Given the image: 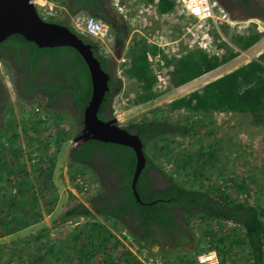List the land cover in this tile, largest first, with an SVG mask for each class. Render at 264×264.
<instances>
[{"label": "trees", "instance_id": "obj_1", "mask_svg": "<svg viewBox=\"0 0 264 264\" xmlns=\"http://www.w3.org/2000/svg\"><path fill=\"white\" fill-rule=\"evenodd\" d=\"M61 1L65 14L47 20L66 26L83 42L92 46L101 69L109 76L108 90L104 93L97 116L106 120L107 108L112 118L111 104L113 97L121 88V80L113 74V63L100 52L98 43L77 31L69 20L70 16L81 13L101 20L109 26L113 44L117 48L124 45L126 28L116 21L107 0ZM173 5V0H158L156 3L160 13L170 11ZM248 37L250 40L244 47L255 40L253 35ZM2 45H10L12 50L8 49L7 52L0 50V58L5 57L6 53H11L21 62L22 67L26 68L22 74H17L19 80L14 81L16 98L25 104H38L39 110L55 117L60 114L68 115L76 132L78 124H82L83 110L91 93L89 72L79 53L69 46L38 47L19 34L6 37L0 43V46ZM17 47L26 50L23 59L17 55ZM158 50L157 46L142 40L140 43H134L127 52L130 75L146 99L153 97L152 88L155 83L148 57L156 54ZM233 55H210L198 49L189 51L173 61L168 72V81L172 86L178 87L219 67ZM39 67L45 70L43 77L37 74L36 68ZM263 69L264 51L246 65L176 99L171 103V108L174 110L184 108L198 114L206 112L207 106H221L242 112L248 110L255 119L264 122ZM1 91L4 93L0 99V181L5 182L6 186H0V237L40 221L43 213L49 214L52 211L56 201L55 192L51 191L49 168L43 160L40 161L42 167L31 172L33 178L21 165L18 166L19 162L17 165L12 162L18 154V149L15 148L18 143V132L13 119L7 122L3 118L6 112L12 114V108L0 78V94ZM62 94H65L64 98ZM40 123L42 122L33 117L24 121L25 135L28 131L37 132ZM125 126L133 128L134 131L127 130L137 134L143 143L146 162L135 184L140 202L136 201L131 189L136 162L133 150L128 146L90 139L78 146L72 145L67 150L69 165L78 171L79 168L87 170L96 180L91 166L94 155L101 154L114 165L113 168L120 169V174L117 181L112 183L114 186H111L108 194L105 189H98L87 196L86 204L82 202L70 204L64 210L63 218H88L97 215L112 220L129 234L138 251H146L152 257L161 256L162 264H198L196 255L202 250L197 248L199 241L190 228V223L195 221L204 228L205 225L208 226L204 235H208L213 229L208 245L212 248L214 243H220L215 247L218 255L222 245L232 248L236 244L245 249V254L237 256L241 261H237L236 255L230 254L227 264H264V200L263 204L256 198L249 202L237 196V191L233 194L231 186H226L224 191L217 190L216 194L187 188L175 181L172 175L157 166L146 154V144L170 134L188 135L193 126L191 123H170L152 117ZM57 140V136L54 137L56 148ZM42 149L45 150L44 146ZM49 160L53 161V158ZM146 169H156L167 180L168 186L150 190ZM33 181L36 182L34 186ZM9 183L13 184L14 191L7 186ZM179 209L182 213L180 221L177 222ZM221 222H229L233 226L225 229ZM220 227H223V230ZM235 227L242 230L241 235L236 233ZM121 234L125 237L123 233ZM30 240L35 242V251L32 254L27 250ZM30 240H12L11 245L14 248L4 264L11 259H15L18 264H144L131 249L97 221L90 222L83 228L74 227L66 234L59 233L55 238H50L47 228H41ZM188 248L195 249L192 255L184 253L174 259L166 257L167 253L175 250L186 251ZM154 249L157 250L153 252ZM43 250L45 254H38Z\"/></svg>", "mask_w": 264, "mask_h": 264}, {"label": "rangeland", "instance_id": "obj_2", "mask_svg": "<svg viewBox=\"0 0 264 264\" xmlns=\"http://www.w3.org/2000/svg\"><path fill=\"white\" fill-rule=\"evenodd\" d=\"M114 1L107 0L116 21L126 28L124 45L115 47L112 33L105 44L97 42L100 52L112 61L113 74L121 80V88L113 97L111 104L113 117L121 126L152 117L167 120L170 123H191L193 126L188 135L170 134L146 144V154L157 166L172 175L175 181L187 188L216 194L217 190L224 191L226 186H231L233 194L236 191L239 192H236V195L240 198H245L249 202L256 198L260 204H263L264 122L255 119L248 110L242 112L221 106H207L206 112L198 114L184 108L174 110L171 108V103L255 60L264 51V22L231 19L214 0H210L215 4L212 16L200 19L188 15L181 9L183 0H173V8L163 13L164 15L159 12L155 0H117L121 9L126 11L127 17L131 18V22L132 18L136 20L137 25L133 26L129 19L123 20L118 15L113 5ZM61 5V0H46L44 5L39 7V12L45 19H49L51 17L48 14L50 12L58 13ZM80 15L86 14L81 13ZM69 22L73 26L71 19ZM250 24H253L254 27H251ZM191 31L195 33L196 40L207 35L206 37L212 45L210 54L216 52L217 55H234L219 67L174 87L168 81V72L173 61L184 53L195 49L200 50L189 44V32ZM250 35L255 36V40L244 47V44L250 40L248 39ZM142 40L147 44L149 41L158 44L159 49L150 60V67L155 76L152 88L154 95L151 99L144 98L139 85L131 77L127 56L128 49L134 43H140ZM0 77L8 90V102L12 108V114L6 112L3 118L7 122L13 119L18 132V143L15 146L18 149V154L12 162L16 165L19 162L18 166L21 165L23 170L33 178L31 172L42 167L40 161L43 160L49 168L51 191L55 192L56 196L52 211L49 214L43 213L40 221L0 237V264L5 263L14 248L11 245L12 240H30L32 236L39 233L41 228H47L50 238H55L59 233L66 234L74 227H86L93 221L99 222L112 232L144 264H162L161 256L152 257L146 251H138L135 243L131 242L129 234L112 220L97 215L88 218L67 219L62 217L64 210L70 204L76 202L86 204L87 196L98 190L96 180L87 170L78 167V171L74 166L71 167L67 161V150L73 145L75 134L73 122L66 114L55 117L39 110L38 104H25L18 100L10 85L7 84L9 77L1 62ZM32 117L42 123L39 124L37 132L28 131L26 136L23 122ZM56 136L58 148L53 142ZM43 146L45 150L42 149ZM49 158H53V161H50ZM43 167L45 166L43 165ZM19 177L22 176L19 175ZM35 183L32 182L33 186ZM1 185L6 186L3 181H0ZM7 186H10L14 191L12 183ZM232 186L236 188L234 189ZM228 192L229 190L226 193ZM220 224L225 225V229L233 226L229 222ZM207 227L205 225V228ZM190 228L199 241L198 249L202 251L214 250L217 253L215 247L220 243H214L212 248H209L208 245L212 238V232H214L213 229L208 235H204V231L207 229L203 225H197L195 221L190 223ZM221 228L223 230V227ZM234 229L236 233L242 234L239 227ZM217 233H220L219 227ZM34 248L35 242L30 240L27 250L32 254L35 251ZM188 249L186 251L175 250L167 253L166 257L174 259L184 253L192 255L195 251V249ZM156 250L154 249L153 252ZM38 254H45V250ZM230 254L237 257L239 254H245V249L236 244L232 248L222 245L219 248V255L217 253L220 263L227 264ZM237 261H241V259L237 257ZM7 264L18 263L15 259H11Z\"/></svg>", "mask_w": 264, "mask_h": 264}, {"label": "water", "instance_id": "obj_3", "mask_svg": "<svg viewBox=\"0 0 264 264\" xmlns=\"http://www.w3.org/2000/svg\"><path fill=\"white\" fill-rule=\"evenodd\" d=\"M12 34H19L38 47L69 46L79 53L89 72L91 93L83 110L81 133L73 138V145L78 146L86 140L96 139L130 147L136 160L131 189L136 201L140 202L135 184L146 162L143 143L137 134L121 126L116 118H98L97 111L108 90L109 76L101 69L92 46L83 42L66 26L42 18L33 0H0V43Z\"/></svg>", "mask_w": 264, "mask_h": 264}, {"label": "flooded vegetation", "instance_id": "obj_4", "mask_svg": "<svg viewBox=\"0 0 264 264\" xmlns=\"http://www.w3.org/2000/svg\"><path fill=\"white\" fill-rule=\"evenodd\" d=\"M216 4L225 11L226 16L234 19V20H242V21H248L251 20H258L260 22H264V0H214ZM250 26L254 27L253 24H250ZM259 27V26H258ZM12 50L10 45H2L0 46V50L7 52V50ZM17 55L21 56L23 59L25 56L26 50L23 47H17L16 49ZM0 62L3 65L8 77L9 82L7 83L10 85L13 94L16 97V94L14 92V81L19 80V76L17 77L18 73L23 72L26 68L23 66L21 62H19L11 53H6L5 57L0 58ZM40 68V67H39ZM36 68L37 74L40 77L44 76L45 70ZM22 74V73H21ZM1 78V77H0ZM1 83L3 84L5 91L7 92L8 98L9 93L6 88V85L4 84V81L1 79ZM3 91H1L0 99L3 98ZM65 97V94H62V98ZM105 118L106 120L111 119L107 108L105 109ZM78 132L76 131L75 136L79 135L82 130V124H78ZM124 128L126 126H123ZM129 131H134L133 128H126ZM104 156V155H103ZM101 154H96L93 157L92 166L91 169L96 175L97 179V187L98 189L103 188L107 192V194L110 191L112 183L117 181V176L120 174V169L113 168L112 163L103 157ZM114 166V165H113ZM146 177L150 184V190L154 189H161L168 186L167 180L156 170V169H146ZM182 210H177V222L180 221ZM128 218V217H127ZM137 222H135L136 224Z\"/></svg>", "mask_w": 264, "mask_h": 264}, {"label": "built area", "instance_id": "obj_5", "mask_svg": "<svg viewBox=\"0 0 264 264\" xmlns=\"http://www.w3.org/2000/svg\"><path fill=\"white\" fill-rule=\"evenodd\" d=\"M155 1L157 3L158 0H155ZM45 2L46 0H33V3L36 6V9L38 12H39V7L43 6ZM113 5L115 6V9L117 10L118 15L121 18H123V20H125L126 18L127 20L129 19L127 15L125 14L126 11L121 9V6H119V4L117 3V0L114 1ZM214 5L215 4L212 3L210 0H183V6H182L183 8L181 9L184 10L185 13H187L188 15L195 17L197 19H200V18L211 17L213 14ZM39 14L42 16V18H44L42 13L39 12ZM64 14H65V8L62 4L60 6V10H58V13L50 12L48 15L51 18H58L60 16H63ZM161 15H164V14L161 13ZM70 19L73 23L74 28L77 31L90 37L91 39L95 40L98 43L105 44V41L109 40V38L111 37L109 26L106 23L102 22L101 20L93 16L76 14V15L70 16ZM130 19L129 21L133 26L137 25V22L134 18H132V22ZM189 33H190L189 44L192 47L199 48L200 50H203L204 52L210 54L209 51L212 50V45H211V42L207 39L206 37L207 35L205 36L203 35L199 40H196L195 33L192 31ZM149 44L156 45V46L158 45L150 41H149ZM215 53H212V54H215ZM148 58L149 60H152V56H149ZM196 261L198 264H221L218 258V255L214 250H205V251L199 252L196 255Z\"/></svg>", "mask_w": 264, "mask_h": 264}]
</instances>
